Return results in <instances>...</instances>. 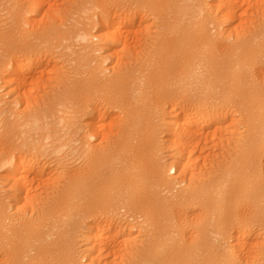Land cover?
I'll use <instances>...</instances> for the list:
<instances>
[{
  "label": "bare ground",
  "instance_id": "bare-ground-1",
  "mask_svg": "<svg viewBox=\"0 0 264 264\" xmlns=\"http://www.w3.org/2000/svg\"><path fill=\"white\" fill-rule=\"evenodd\" d=\"M192 1L70 0L45 23L49 0L11 4L0 33V77L16 94L0 98V264H264V7L229 32L222 23L247 1ZM144 16L164 31L140 56L145 35L127 52L125 32ZM54 52L74 62V80L60 70L36 98L24 88ZM106 108L118 111L108 128ZM222 128V158L206 163ZM51 166L63 171L55 184ZM176 171L194 185L180 187ZM145 226L140 249L130 236Z\"/></svg>",
  "mask_w": 264,
  "mask_h": 264
},
{
  "label": "rangeland",
  "instance_id": "rangeland-1",
  "mask_svg": "<svg viewBox=\"0 0 264 264\" xmlns=\"http://www.w3.org/2000/svg\"><path fill=\"white\" fill-rule=\"evenodd\" d=\"M1 2V4H0V33L2 32V33H4V32H6L7 31V28L8 27H10V25H11V23H12V18H13V16H14V14H13V10H15V9H11L12 8V5L11 4H13L14 3V0H0ZM4 1V2H3ZM24 1V0H23ZM48 1V0H47ZM51 1V2H50ZM58 1V3L56 4V2ZM209 1V0H208ZM238 1V0H237ZM244 1V0H243ZM242 0H239V2H243ZM245 1H247L246 2V5L245 4H243V3H245ZM242 4L243 5H245L244 7H243V5H240V3L239 2H234V4L235 5H239V8L240 7H243L241 10H243L244 8H245V10H248L249 12H250V10L253 8V7H256V6H259V8H263L264 6H262V4H264V0H249L250 2H248V0H245ZM258 1H260V2H258ZM54 2H55V4H54ZM196 2V0H193L192 2H189V4L190 3H195ZM232 2V1H231ZM230 2V3H231ZM258 2V3H257ZM67 3H69L70 4V0H49V5H47V7H46V4L44 5V8H42V14L43 13H45V12H43V9H45V7L46 8H49L50 9V7L49 6H51L52 7V9L51 10H49L50 12H48V9H46L47 10V13H45V15L43 14V16H41V12H38V15H36L37 13H35V16H39V14H40V16L39 17H41V21L43 22V23H45V21L46 20H48L49 18H51L52 16L50 15V14H48V13H55V14H57V15H55V16H57V18L55 17V16H53L51 19L53 20L54 19V17L56 18V21H59L60 19H61V17H63L64 15H65V13L64 12H66V11H64L65 9H67L68 8V6H69V4H67ZM237 3V4H236ZM51 4H54V6H52ZM60 4H62V5H60ZM65 4H66V6H65ZM233 4V3H232ZM257 4V5H256ZM68 5V6H67ZM247 5H249V6H247ZM260 5L262 6V7H260ZM60 6H62L63 7V9H62V7H60ZM234 6V5H233ZM59 7V8H58ZM248 7H251V8H248ZM55 8V9H54ZM238 8V14L241 12L240 11V9ZM248 8V9H247ZM255 9V11L253 10H251L252 12H250L248 15H245L246 13H247V11H245L244 10V12H241V15L239 14L238 16H239V18H240V20L238 19V17H236V20H235V18H234V20H231V21H229V22H225V24L226 23H228V24H226V25H224V23H222L223 25V29H225L226 27H228L227 28V30L229 31L234 25L236 26V28L238 27V29L239 30H241V31H245L246 29H245V26L246 25H251V26H253V22L255 21V19L256 20H260L261 19V17H262V14H261V16H257V12L259 11V9L257 8V10H256V8H254ZM260 9V10H261ZM46 10H44V11H46ZM57 10H59V11H57ZM62 10V13L60 12ZM75 10V9H74ZM8 11V12H7ZM16 11V10H15ZM262 11V10H261ZM260 11V12H261ZM246 12V13H245ZM254 12V13H253ZM260 12H259V15H260ZM68 14H69V12H67ZM256 13V14H255ZM262 13V12H261ZM13 14V15H12ZM59 14H60V18H59ZM70 14H72L71 16H72V18H76L77 17V14H75V13H73V12H71L70 11ZM210 14V13H209ZM242 14H243V17H242ZM253 14H255V16L253 15ZM46 15H49L48 17L46 16ZM63 15V16H62ZM73 15H74V17H73ZM251 15V16H250ZM241 16V17H240ZM246 16V17H245ZM250 16V17H249ZM37 17H35V18H37ZM43 17V18H42ZM48 18V19H46V18ZM145 17V16H144ZM151 17V18H150ZM247 17L248 18H250L249 20L247 19ZM251 17H252V19H251ZM254 17H255V19H254ZM140 18V17H139ZM138 17L136 18L137 20L139 19ZM146 18H148V19H146ZM152 18H153V20H152ZM155 17H153V16H146L144 19H141V20H139V22H142V24L141 25H138V27H137V20L135 21V24L136 25H134V24H130V26L129 27H131L132 25L134 26H132L130 29L129 28H127V29H129L130 31H131V29L133 30V29H135L136 30V32L134 31V32H132L131 31V33H133V34H130V33H126L125 32V35L126 34H128V35H126V36H129L128 37V39H126L127 41L128 40H130V37H132L131 38V40L133 39V41H136L135 39H134V35H135V38H137V42L139 41V38H141L140 36H139V34L141 35H145V37H146V35L147 36H149V37H147V39H145V37L144 36H142V38L141 39H144V41L143 40H141L140 39V41H143V42H140L139 41V48L141 49L142 47L144 48V50H143V48L140 50L139 49V52H140V56H142L141 54H143L147 49H148V44L150 43L148 40L150 39V37H151V39L154 37L153 36V34H155L156 36L158 35L159 37H161V36H163V28H161L162 26H161V24L159 23L160 21L158 20H156L155 21V19H154ZM37 19H40V18H37ZM45 19V20H44ZM59 19V20H58ZM221 19V18H220ZM238 19V20H237ZM149 20V21H148ZM41 21H40V23H41ZM222 21V20H221ZM221 21H219L220 23H221ZM235 21V23H234V25L232 26V24H233V22ZM246 21H248V22H246ZM253 21V22H252ZM138 22V24H140ZM148 22V23H147ZM237 22H239L240 24H242V27H239L240 25L237 23ZM242 22V23H241ZM243 22H244V24L246 23V25H243ZM9 23V24H8ZM42 23V24H43ZM156 23H157V26H156ZM231 23V25H229ZM247 23H249V24H247ZM159 24V25H158ZM237 24V25H236ZM229 25V26H228ZM239 25V26H238ZM136 26V27H135ZM244 26V27H243ZM250 26V27H251ZM142 27V28H141ZM231 27V28H230ZM147 28V29H146ZM160 29V30H158V33H157V29ZM230 28V29H229ZM240 28H242V29H240ZM244 28V29H243ZM140 29V30H139ZM155 29V30H154ZM247 29H248V26H247ZM128 30V31H129ZM141 30H142V32H141ZM213 30H215V29H213ZM226 30V32H228ZM232 30H234V27L232 28ZM235 30H237V29H235ZM150 31V32H149ZM161 31V32H160ZM231 31V30H230ZM229 31V32H230ZM153 32V33H152ZM155 32V33H154ZM228 32V33H229ZM135 33H138L137 35L135 34ZM146 33V34H145ZM161 33V34H160ZM227 34V33H226ZM133 35V36H132ZM130 40V43L128 44L129 46H131L132 45V47H129V48H132V49H127V52H128V50H130L131 52H132V50L134 49H137L138 48V46H137V43L135 42L134 44L137 46V48H134V46L135 45H133L132 43H133V41H131ZM146 40V41H145ZM151 41V40H150ZM132 42V43H131ZM146 42H148V43H146ZM143 43H145V47L142 45ZM147 44V45H146ZM142 46V47H141ZM147 46V47H146ZM120 47V46H119ZM121 48V47H120ZM145 48H147L146 50H145ZM138 50V49H137ZM57 52V51H56ZM56 52H54V55L53 56H49L51 59H50V61H51V63L52 64H50L49 66H47V64H46V70L43 68V66H41L40 68H42L43 69V71H46V73H43L42 71H41V73H39V75H41V78L43 79H41L40 77H39V75H38V73H37V75L36 76H38L40 79H39V81L38 80H36V83H37V85L39 86H35L34 84H35V81H31L30 83H27V84H30V85H34L35 86V88H33L34 86H30L29 87V85L27 86V84H26V87L24 88L25 89V91L27 92V90L29 89H33L34 90V92H36V93H34L33 91H29V94H30V92H31V94H36L35 96H36V98H40L41 96L42 97H44L45 96V94H47V92H53V88H55L56 86H57V83H55L56 82V77L58 76V72H60V70H61V72L62 73H64V75H66V76H68L69 77V79H71L72 78V80H74L73 79V76H74V73L73 72H76L75 70L73 71V69H72V67L74 66V62H71V58H69V57H64V56H59L58 55V53H56ZM59 52V51H58ZM112 52H113V50H112ZM130 52V53H131ZM2 53V49L0 50V54ZM99 53V52H98ZM98 53H96V54H98ZM42 53H40V55H41ZM46 54V53H45ZM55 54H57V55H55ZM139 54V53H138ZM123 55V54H122ZM43 56H45L46 57V55H44V53L41 55V57L43 58ZM45 57H44V61H46V62H48L46 59H45ZM134 57V59H138V57L135 55V56H133ZM132 57V58H133ZM54 58V59H53ZM53 59V60H52ZM59 60V61H58ZM127 60V59H126ZM126 60H125V63L124 64H129V66H130V64H131V66H135V64H136V62H133V63H131L129 60H128V63H126ZM110 61V60H109ZM132 61H134V60H132ZM139 61H137V63H138ZM109 63V64H108ZM113 63V62H112ZM111 62H106V65H110V66H112L111 64H112ZM64 64V65H63ZM72 64V65H71ZM56 67V68H55ZM70 67V68H69ZM86 67V70H90V67L88 68V66H84V68ZM109 67V66H108ZM35 68V67H34ZM54 68V69H53ZM61 68V69H60ZM67 68V69H66ZM84 68H83V70H84ZM88 68V69H87ZM1 69V68H0ZM63 70V71H62ZM1 71V70H0ZM35 71V70H34ZM38 71L40 72V70L38 69ZM49 71H51V72H49ZM56 71V72H55ZM73 71V72H72ZM55 72V73H54ZM68 72H69V74L70 75H68ZM0 74H1V72H0ZM31 74H33L31 71L29 72V73H27L26 74V76L28 75V76H30ZM35 74H36V72H35ZM57 74V75H56ZM72 74V75H71ZM0 76H2V75H0ZM53 76V77H52ZM71 77V78H70ZM54 78V79H53ZM75 78V77H74ZM29 79V78H28ZM31 79H29L28 80V82L30 81ZM45 80V81H44ZM49 82H48V81ZM52 80V81H51ZM32 83V84H31ZM51 83V84H50ZM53 83V84H52ZM41 84V85H40ZM55 84V85H54ZM2 85H4V82H3V80H2V78L0 77V88H1V90H0V98L2 99L3 97V101H4V99H5V101H4V104L5 103H8V102H10V101H12L13 99H15L14 97H16V94H14L15 96L13 97V96H11L12 95V93L13 92H10L11 94H9L8 92V94H6L5 92H6V88L8 87V86H6V85H4V86H2ZM27 87H29V88H27ZM3 88V89H2ZM9 88V87H8ZM37 88H38V90L40 91H38L37 90ZM11 89V88H10ZM35 89L37 90V91H35ZM46 89V90H45ZM9 90V89H8ZM7 90V91H8ZM4 91V92H3ZM24 91V90H23ZM2 92V93H1ZM33 92V93H32ZM5 93V94H4ZM41 93V94H40ZM45 93V94H44ZM28 94V95H29ZM37 94L38 95H40V97H38L37 96ZM43 94H44V96H43ZM5 95V96H4ZM9 95V96H8ZM34 95H33V97L32 98H35L34 97ZM1 96H3V97H1ZM41 97V98H42ZM10 99V100H9ZM98 104H99V102H97ZM100 106H101V104H99ZM23 107V106H22ZM170 108V106L168 105L167 106V109L169 110V108ZM107 109V111H109V113L108 114H110L111 115V117H107V119L108 120H106V123L108 124H106L105 126L108 128V126H109V123L107 122V121H109L112 117H114V114H112L113 112H118L117 111V109H113V108H111L112 110H113V112H112V110H108V109H110V108H106ZM115 110V111H114ZM110 112H112V113H110ZM113 115V116H112ZM85 120V119H84ZM83 120V121H84ZM223 126H224V124H223ZM226 126V125H225ZM224 126V128H226ZM105 127V128H106ZM226 129H228V128H226ZM220 130H223V128L222 129H219V130H217L216 132H218V133H216V135L217 134H219V136H220V138H219V136L217 137L216 135H215V133H214V138H209V141L207 142L208 144H210L209 142H211V144L210 145H208V146H211L210 148L208 147V146H206L208 149L206 150V147H204V150H203V152H205L204 154H203V156L206 154V155H210V156H208V158H207V161H209V162H206V163H210V161L212 160V159H215L216 158V162L218 161V160H221V158L222 157H220V156H222V154L220 155V153L222 152V150H223V148L222 147H220L219 148V145H217V141H218V144L220 143V145H221V137L222 136H224L225 134L226 135H228V132L227 131H231L230 130V128L225 132V129L223 130V132H225V134L223 135V133L221 132V134L219 133L220 132ZM242 131V130H241ZM82 133V132H81ZM226 135L224 136V137H226ZM216 136V137H215ZM210 137H213V135L212 136H210ZM216 138H218L216 141L214 140V139H216ZM213 139V140H212ZM215 141V142H214ZM212 143H216V145L218 146V147H216V145L215 144H212ZM215 148V149H214ZM221 150V152L219 153V150ZM170 151H172V149H170V148H168L167 147V149H165L164 150V152H163V157L165 156L166 157V155H167V157H168V154H171L170 153ZM213 151V152H212ZM208 154H207V153ZM215 152V153H214ZM211 153L214 155V156H212L211 155ZM217 153V154H216ZM166 154V155H165ZM200 154V152H198V154L196 153V155H199ZM217 156H218V160H217ZM207 157V156H206ZM210 157V158H209ZM214 157V158H213ZM203 159V158H202ZM209 159V160H208ZM211 159V160H210ZM165 160H168V158H166ZM171 161V160H170ZM169 160L167 161V162H170ZM202 161H204V159L203 160H201L200 159V162H202ZM214 161V160H213ZM55 169H56V167H54ZM54 168H53V166H51V168H49V171L47 172L48 173V175L47 176H45V179H48V181L49 182H51V180L53 179L54 180V178H55V176H57L58 177V175H59V177H60V175H62V173L61 172H63L62 171V169L61 170H54ZM53 174H52V173ZM51 173V174H50ZM58 173V174H57ZM177 173H178V171H176V174H175V172H173V173H171V176L172 177H174V179H177L178 180V182H179V184L181 185L180 187H189L190 185H194V183L193 182H191V176H190V174L189 173H185V175L186 174H188L187 176H186V178H185V176H184V174H180V175H177ZM56 174V175H55ZM179 174V173H178ZM51 175V176H50ZM53 175V176H52ZM183 175V179L185 180V182H184V180H182V176ZM50 176V177H49ZM56 177V178H57ZM50 178H51V180H50ZM59 179V178H58ZM180 179V180H179ZM52 180V181H53ZM182 180V181H181ZM182 183H181V182ZM52 183H54V181L52 182ZM38 184V183H37ZM37 184H35V185H37ZM55 184V183H54ZM62 184V183H61ZM60 184V185H61ZM57 185V184H56ZM189 185V186H188ZM55 186V185H54ZM51 189V188H50ZM50 189H49V191L48 192H50ZM51 191H52V189H51ZM35 193V192H34ZM43 196V195H42ZM44 196H45V194H44ZM43 196V197H44ZM127 217H128V220H131L130 218V216H125V220H127ZM124 220V221H125ZM132 221V220H131ZM147 226H145L144 228H142L141 229V232L139 231L138 232V230L136 231V233L134 232L133 233V235L132 236H130V238H131V240H132V242L134 241L135 243L134 244H136L140 249H143V247L142 246H146L147 244H148V238L150 239V233L148 232V230L146 231L145 229H149V228H146ZM81 228H83V229H85V227L83 226V227H81ZM145 231V232H144ZM78 233V235H79V232H77ZM77 233L76 234H74V235H77ZM148 233V234H147ZM136 237H137V239H136ZM148 237V238H147ZM124 237H122L121 239H123ZM118 240H119V238H118ZM113 243H116L117 244V242L116 241H114ZM81 244V243H80ZM115 244V245H116ZM133 244V243H132ZM146 244V245H145ZM79 245V244H78ZM111 245L113 246V244H112V242H111ZM78 248H80V249H78L79 251H81L84 247H83V245L81 244V245H79L78 246ZM82 248V249H81ZM145 248V247H144ZM108 257L110 256V254L109 255H107ZM107 256H104V258L102 257V259H108L109 260V258H110V260L112 261V258H113V260H114V255L113 254H111V256L108 258ZM105 257H107V258H105ZM116 259V258H115ZM117 260V261H116ZM115 261L116 262H118L119 260H121L120 258H118V259H116ZM120 262V261H119ZM121 262H122V260H121ZM123 263V262H122ZM123 264H125V262L123 263Z\"/></svg>",
  "mask_w": 264,
  "mask_h": 264
}]
</instances>
